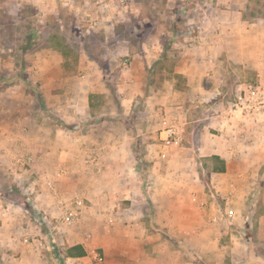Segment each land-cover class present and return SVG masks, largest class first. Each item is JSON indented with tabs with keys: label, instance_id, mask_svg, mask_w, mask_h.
Segmentation results:
<instances>
[{
	"label": "rangeland",
	"instance_id": "374dc122",
	"mask_svg": "<svg viewBox=\"0 0 264 264\" xmlns=\"http://www.w3.org/2000/svg\"><path fill=\"white\" fill-rule=\"evenodd\" d=\"M207 1L211 0H72L38 9L25 0H0V147L12 137L23 139L34 132L30 138L36 144L71 150L75 160L83 159L79 193L85 207L80 217L66 225L56 221V215L48 216L49 225L32 213L30 197L18 191L27 187L26 182L17 184L11 166L3 170L6 165L0 158V198L19 204L30 215L29 225L37 231L30 239L53 241L51 251H40L52 255L49 263L31 264H68L62 257L68 246L58 241L68 234L83 239L89 264H154L161 255L158 248L190 261L184 250L187 243L215 244L201 264H229L225 247L238 234L264 259V224L257 223L264 212V183L247 195L237 182L241 171L235 167V176L228 178L214 175L210 159L224 145L223 131L212 121L240 92L261 88L256 72L245 65L238 76L231 69L222 72L219 81L204 76L206 94L199 100L186 94L185 78L171 73L198 36ZM90 20L99 25L92 26ZM243 20L264 21V0H248ZM32 29L38 31L31 50L25 51ZM52 35H64L77 57L76 63L68 58L71 74L62 67L58 71L63 59ZM163 50L168 61L153 65ZM45 60L48 69L42 71L47 74L40 88L34 81ZM92 94L97 96L90 98ZM259 110L264 111L255 113ZM163 118L178 128V146H164ZM113 145L122 150L119 164L106 154L103 165L97 166L99 151H110ZM14 155L8 157L10 164ZM259 176L264 180V166ZM89 195L105 196L106 207L95 205L86 215L92 206ZM187 250L204 257L196 249Z\"/></svg>",
	"mask_w": 264,
	"mask_h": 264
},
{
	"label": "crops",
	"instance_id": "0c3cea01",
	"mask_svg": "<svg viewBox=\"0 0 264 264\" xmlns=\"http://www.w3.org/2000/svg\"><path fill=\"white\" fill-rule=\"evenodd\" d=\"M25 1L38 9L50 8L52 4H70L72 2V0ZM247 2L248 0L207 1L208 8L198 36L194 39V43L189 44V48H186L181 54V59L176 64L175 71L172 72L173 78H175L174 75L185 78L186 94L199 100L206 94L202 87L204 76L219 81L221 76H223L222 72L226 74L229 69H231V72H237L236 75L238 76L245 65L256 72L255 76L258 78L259 84L264 87V21L243 20V11H245ZM83 20L86 21L85 19ZM96 25H99L97 21ZM81 26L85 27L86 25L82 23ZM48 62L49 60H45L44 68L40 66L39 72L37 71L36 73L38 78H36L34 84L39 83L40 88L43 86L42 77L47 74L45 73L46 71L43 73L42 71L48 69ZM61 67L62 63L61 59H59L57 68L60 73ZM81 78H84V76H81ZM240 82L239 86L245 89L246 83ZM21 86L19 84L13 87ZM13 98L18 100V96L13 95ZM175 109L179 112L181 105L178 104ZM261 109L264 110V105ZM212 123L223 131L222 139L224 145L218 150L219 153L211 154H213L212 156H218L224 161L225 171L223 173H213L211 171V173L223 175L226 178L234 177L235 173H233L232 169L236 167L241 171L237 182H240L242 189L245 188V194H251V190L256 189V185L264 183V180L261 179L262 177L259 176L260 170L264 166V111L260 112L259 110L258 113L254 111L252 114L236 111L229 115L227 110H222L221 115L215 117ZM2 134L0 132V136ZM33 134L34 132H31L28 137L23 139L12 137L10 141H3V147H0V158L3 159L2 164L6 165L3 170L8 169L9 165L12 166L13 162L10 164L11 157L8 160L11 154H15L14 157L31 156L33 162L30 169L26 172L13 174V180L17 184L26 182V185L30 186L32 194H29V197L39 213L43 211L48 216L56 215L58 217L60 212L54 200L44 187L39 184L40 179L43 176L51 178L55 187H58L63 192V198L66 202H70L75 197L82 198L79 193L83 189L81 185L83 183L81 179L82 168L79 164L83 162V159L81 161L75 160L76 155L73 158L71 150L54 149L49 144H36L35 139L30 138ZM111 148H115V150L111 151ZM121 151L118 150L117 145L111 146L110 151L100 150L99 161L96 165H103L106 154L112 155L111 161L119 164L121 160L119 152ZM84 162L92 161L84 160ZM58 168L65 169L60 176H57L56 171ZM87 198L91 201L92 206L89 207L88 212L86 211V215L91 210L95 211V205L105 208V204L108 202L107 198L101 195L97 197L89 195ZM261 204L264 208V191H262ZM34 211L36 213V210ZM31 221L30 215L19 204L0 198V264H6L11 261L31 264L32 262L37 263V261L42 262L44 260L45 263H49L52 258L50 253L49 255L47 253L42 255L40 251L45 249L37 248L32 241H29V243L23 242L25 238L30 240L31 236L37 235V231L29 225ZM47 223L52 225L51 221ZM257 223L259 226L264 224V212L260 214ZM154 224L160 228L157 223ZM51 231L53 232L52 228L50 229ZM244 233H246L245 230ZM60 240L65 247L66 245L68 247L80 245L87 251L83 239L78 234L63 235L58 239V241ZM61 244L57 243L56 246ZM184 246L186 249L193 248L202 253L204 257H197L199 261H202L203 258L207 257L208 248L215 247V244L197 247L192 243H187ZM51 247L53 248V245ZM225 248L229 264H239L245 259L249 246L242 236L238 234L232 238V241H229ZM163 250L162 248L157 249V252H161V255H157V259L153 260V262H156L154 264H195L174 255L171 256L170 253H165ZM46 251H51V249L49 248ZM114 252H117V255L119 254L118 249H115ZM91 253L92 256H96L93 251ZM62 257L68 264H89L90 262V257L87 255L76 258ZM6 258H10V260L6 262Z\"/></svg>",
	"mask_w": 264,
	"mask_h": 264
},
{
	"label": "built area",
	"instance_id": "2783aa9c",
	"mask_svg": "<svg viewBox=\"0 0 264 264\" xmlns=\"http://www.w3.org/2000/svg\"><path fill=\"white\" fill-rule=\"evenodd\" d=\"M121 3L123 0H119ZM97 3V2H96ZM85 22V21H83ZM92 26L96 25V21L90 22ZM264 105V87L258 88L255 91L247 90L240 92L235 99L234 104L228 108V114H232L236 111L245 114H252L254 111L262 108ZM160 138L166 147H174L180 144V133L175 124H173L168 119L163 118L160 121ZM94 159L92 160V162ZM33 159L31 156H21L16 157L12 163L10 168L11 174H17L21 172H26L30 169L32 165ZM57 176H60L64 173V169L60 168L57 171ZM44 189L48 192L51 198L54 200L56 207L58 208L60 214L56 218V221H60L66 225H72L81 215L82 210L84 209V202L82 198L75 197L70 202H66L60 194H58L57 189L54 185V181L49 178L43 176L40 179V183ZM30 186L25 187L24 194L29 197V194H32V190L29 188ZM34 210H36L37 214H40V218L43 222H48V215L45 212H40L36 209L35 205L32 204ZM38 211V212H37ZM108 222L111 223L112 219L108 218ZM32 241L34 245H36L39 249H49L53 245V241H48L46 237H40L36 239H27L23 240L24 243H29Z\"/></svg>",
	"mask_w": 264,
	"mask_h": 264
},
{
	"label": "trees",
	"instance_id": "16d2710c",
	"mask_svg": "<svg viewBox=\"0 0 264 264\" xmlns=\"http://www.w3.org/2000/svg\"><path fill=\"white\" fill-rule=\"evenodd\" d=\"M126 24H128V23H126ZM37 31H38V29H32L29 32V34L27 35V37H26V44L27 45H26L25 51H30L31 50V49H29L30 46L32 45L31 41L36 36V32ZM69 33H72V32L69 31ZM124 33L129 35L130 31L129 32L128 31L127 32L124 31L123 34ZM51 38H52L51 40L55 41V43H56L55 48L59 49V52H60V54L62 56V59H63L62 68H63L64 72L67 73V74H71V72L69 70L70 69L69 68L70 67V63L68 62V58H74V62L76 63V61H77L76 58L77 57H76L75 53H73L72 51L69 50V47L66 44L67 38L64 35L61 36V38H57V37H55V35H52ZM126 38H127V35L126 36H122L121 39L122 40H127ZM100 39H102V38H100ZM172 40H174L173 37H172V39H168V41H172ZM91 58L95 62H98L97 61L98 60L97 57H94V56L91 55ZM167 61L168 60H167V57H166V53L164 54V50H163V53L161 54L159 60L156 61L153 65L159 64L160 67H161V62H167ZM171 73H172V71H171ZM174 77L178 78L179 75H174ZM18 80L21 81L20 77L18 78ZM22 82L25 83L28 88H30V84L29 83H27L25 81H22ZM95 96H97V95L92 94L90 96V98H94ZM37 98L40 99V96L37 95ZM210 159H211V163L213 165V167L211 169V171L213 173H223L225 171V163H224L223 160H221L218 156H212V157H210ZM18 191L20 192V194L26 195V194H24V190L22 188L18 187ZM26 197L28 198L27 195H26ZM30 207H31L32 212L35 213V211H34V209L32 207L31 201H30ZM154 228H156V227H154ZM184 250H185V252H187L189 254V256H190L189 258H190L191 262H193L195 264H201L197 257L191 255L190 252L186 248H184ZM85 255H86V251L83 249V247L80 246V245H75V246H71V247L67 248L65 257L76 258V257H84ZM239 264H264V259H262L261 257L257 256L256 253L254 252V250L249 246L245 259L242 262H240Z\"/></svg>",
	"mask_w": 264,
	"mask_h": 264
}]
</instances>
